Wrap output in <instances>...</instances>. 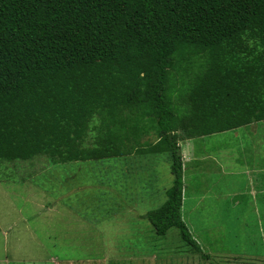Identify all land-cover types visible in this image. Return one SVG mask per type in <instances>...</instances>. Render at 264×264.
<instances>
[{
    "label": "trees",
    "instance_id": "16d2710c",
    "mask_svg": "<svg viewBox=\"0 0 264 264\" xmlns=\"http://www.w3.org/2000/svg\"><path fill=\"white\" fill-rule=\"evenodd\" d=\"M262 120L264 0H0V160L167 152L156 235L202 252L179 141Z\"/></svg>",
    "mask_w": 264,
    "mask_h": 264
},
{
    "label": "rangeland",
    "instance_id": "374dc122",
    "mask_svg": "<svg viewBox=\"0 0 264 264\" xmlns=\"http://www.w3.org/2000/svg\"><path fill=\"white\" fill-rule=\"evenodd\" d=\"M188 143L196 159L186 162L183 154L181 213L193 229H204L235 213L243 171L262 157L264 164V120ZM171 184L167 152L64 163L44 156L0 160V264H198L203 253L185 244L176 227L156 235L144 217L165 201ZM243 225L228 249L251 251L235 242L254 228L246 224V234Z\"/></svg>",
    "mask_w": 264,
    "mask_h": 264
},
{
    "label": "crops",
    "instance_id": "0c3cea01",
    "mask_svg": "<svg viewBox=\"0 0 264 264\" xmlns=\"http://www.w3.org/2000/svg\"><path fill=\"white\" fill-rule=\"evenodd\" d=\"M188 139L182 141L186 140L187 142ZM186 142L180 143V147L182 161L184 160V154V158L186 157L184 161L188 162L191 159H196V157L193 154L192 146L189 150V143L186 144ZM207 156L208 154H206ZM262 159H256L249 164V168L243 171L247 175V181L242 191L239 190L237 191L239 193H233L234 201L231 208L235 210L234 214H231V212L229 214H222V217L217 219L216 224L205 226L206 223L204 229L197 228L196 230V228L193 229L192 225L189 226L186 223L181 213L190 234L203 253L202 255H198L199 258L195 259L198 264H264V164ZM234 160L236 161L237 159L234 158ZM184 192L182 203L186 195ZM250 222L254 225V228L249 236L235 242L240 243V246L237 248L245 247L246 250L251 251L245 253L237 251V249L234 251L228 249L230 247L228 244L236 235L237 228L244 223L241 230L247 234L248 227L246 224ZM222 238L224 241H220ZM215 243L222 246L215 247ZM256 248L263 252L257 251ZM213 249L216 250L213 251ZM211 256H216L217 262H213Z\"/></svg>",
    "mask_w": 264,
    "mask_h": 264
}]
</instances>
